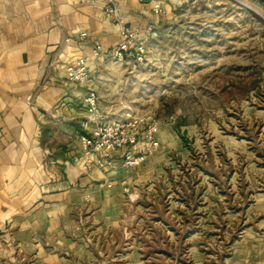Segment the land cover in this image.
I'll return each instance as SVG.
<instances>
[{
    "label": "crops",
    "instance_id": "1",
    "mask_svg": "<svg viewBox=\"0 0 264 264\" xmlns=\"http://www.w3.org/2000/svg\"><path fill=\"white\" fill-rule=\"evenodd\" d=\"M187 1L113 0L114 12L109 13L107 0H0V264H172L159 263L152 254L147 258L141 239L149 237L154 249L165 241L168 252H180V231L189 229L192 214L207 204V189L218 190L209 181L212 167L195 169L193 164L194 153L203 154L200 142L207 128L219 161H228L219 172L226 175L232 193L244 194L246 187L248 212L258 216V225L250 227L236 252L264 264V205H256L264 204V103L237 99L231 105L237 110L234 116L219 104L217 117L181 119L177 125L159 118L160 147L132 169L123 166L121 151L113 166L101 168L100 157L82 144L81 136L107 119L99 84L110 67L125 64L109 58L122 29L144 30L149 46L178 22ZM79 57L85 58L89 86L99 95L92 119L84 104L88 87L66 75V66ZM238 115L248 129L255 122L260 125L251 141L234 133ZM203 146L210 153L208 139ZM130 200L138 215L127 227L128 236L123 221ZM150 209L159 218L148 217Z\"/></svg>",
    "mask_w": 264,
    "mask_h": 264
},
{
    "label": "rangeland",
    "instance_id": "2",
    "mask_svg": "<svg viewBox=\"0 0 264 264\" xmlns=\"http://www.w3.org/2000/svg\"><path fill=\"white\" fill-rule=\"evenodd\" d=\"M187 5L179 13L178 22L166 27L157 40L149 44L143 65L137 69L128 64L120 69L109 68L104 83L99 84L103 95L101 108L107 119H124L127 113L141 115L153 110L158 118L171 119L177 125L181 119L192 122L217 117L219 104L234 116L237 110L231 107L233 102L245 99L252 83L264 86V0H188ZM263 86L259 94L249 91L248 96L263 104ZM206 130L203 137L211 145L210 153L203 146L205 138L202 137L203 154L194 153L193 164L195 169L203 165L212 167L209 181L219 187L218 190L207 189L206 195L204 193L207 204L200 205L192 214L190 223L193 224L187 228L199 232L192 236L193 232L190 235V230L183 227L180 231L183 246L174 255L168 252L165 241H161L157 249L150 247V238L146 236H142L141 247L147 258L152 254V259L157 258L159 263L194 264L197 259L199 264H255L254 257L237 253L236 249L246 241L258 216L248 212L251 203L247 201L246 187L244 194L232 193L226 175L219 172L221 164L228 161H219L212 134L208 128ZM210 182L207 183L211 185ZM199 196L196 195L198 200ZM129 204L123 221L128 236L127 227L133 225L138 215L131 208V200ZM174 206L171 203V209ZM152 214L159 218L151 209L146 213L148 217ZM197 217L202 218L197 220ZM170 221L171 225L176 223ZM138 232L143 235L144 230L140 228ZM152 259L150 263L155 262Z\"/></svg>",
    "mask_w": 264,
    "mask_h": 264
},
{
    "label": "built area",
    "instance_id": "3",
    "mask_svg": "<svg viewBox=\"0 0 264 264\" xmlns=\"http://www.w3.org/2000/svg\"><path fill=\"white\" fill-rule=\"evenodd\" d=\"M93 2L95 0H81ZM155 11H160L156 5ZM107 12H114L113 0H107ZM150 31V29H148ZM82 37L86 33L81 34ZM147 34L140 28L124 27L119 43L110 52L109 58L116 63H130L134 69L146 62L148 55ZM95 55H99V42L95 41ZM67 79L88 87L84 104L90 118L98 112L99 95L89 86L90 70L84 57H79L66 66ZM160 120L157 114L150 110L141 115L127 113L124 119H106L99 121L89 135H82V144L88 152H94L100 157L99 166H113L118 152L123 154V166L132 169L140 166L152 150L160 147L157 133Z\"/></svg>",
    "mask_w": 264,
    "mask_h": 264
},
{
    "label": "trees",
    "instance_id": "4",
    "mask_svg": "<svg viewBox=\"0 0 264 264\" xmlns=\"http://www.w3.org/2000/svg\"><path fill=\"white\" fill-rule=\"evenodd\" d=\"M251 87H250V92H252V91H254L256 94H259V92H260V90H261V87H260V84H258V82L257 83H252L251 85H250ZM249 91H247L245 94V97L246 98H250V96H248L249 94H247V93H249ZM238 127H239V130H242V131H245V133H240V131L238 130H236L234 133L237 135V136H241V135H243V137L244 138H247L249 141H251L252 140V138H253V135H251L253 132H255L256 131V134H257V130H259V127H260V125L258 124V122H255L254 123V125H252V128L251 129H248V127H247V125L244 123V120L242 119V117L240 116V115H238ZM232 125V124H231ZM232 127H233V125H232ZM234 131V130H233ZM251 132V133H250ZM256 136V135H255ZM183 140H184V143H185V145L186 146H188L189 144H188V141L186 140V138L183 136ZM190 147V146H189ZM192 150H193V147H190ZM258 148V147H257ZM263 150H264V148H263ZM194 151V150H193ZM263 151L261 150L260 151V153H262ZM196 198V196L194 197V199ZM182 199L186 202V200L185 199H188L187 197L186 198H184V197H182ZM184 216H185V214H184ZM183 221L184 222H186V218H184L183 219Z\"/></svg>",
    "mask_w": 264,
    "mask_h": 264
}]
</instances>
